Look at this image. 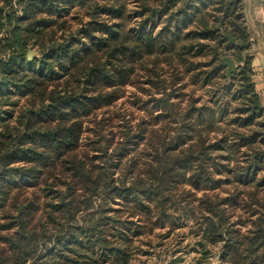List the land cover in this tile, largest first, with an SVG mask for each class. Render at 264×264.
<instances>
[{
	"label": "trees",
	"instance_id": "trees-1",
	"mask_svg": "<svg viewBox=\"0 0 264 264\" xmlns=\"http://www.w3.org/2000/svg\"><path fill=\"white\" fill-rule=\"evenodd\" d=\"M249 48L242 0H0V264H132L189 220L198 264H264ZM141 84L116 142L98 114Z\"/></svg>",
	"mask_w": 264,
	"mask_h": 264
},
{
	"label": "rangeland",
	"instance_id": "rangeland-1",
	"mask_svg": "<svg viewBox=\"0 0 264 264\" xmlns=\"http://www.w3.org/2000/svg\"><path fill=\"white\" fill-rule=\"evenodd\" d=\"M142 73L137 77L140 80H144ZM143 86L146 88H142ZM148 88L147 84L130 85L124 90L123 97L115 102L117 103L115 106L99 112L98 120L104 119L106 123H116V128L113 130V133H116V142L120 139L121 131H123L119 125H123L125 120H129L132 122L131 124L139 123L143 116L144 120H150L147 112L139 109L142 103L152 100L151 93L144 90ZM156 97H159V95ZM153 116H156V113ZM107 133L108 129L104 130L107 137H113L108 136ZM100 137L92 135L93 140L100 139ZM193 226V221L189 220L183 228L175 231L165 239L160 237L166 231L165 229H157L151 235H144L137 240L138 243L141 242L142 244L134 255L132 264H198L197 259L201 257V253L196 241L199 237L192 233ZM220 263L219 248H215L208 260L202 264Z\"/></svg>",
	"mask_w": 264,
	"mask_h": 264
},
{
	"label": "crops",
	"instance_id": "crops-1",
	"mask_svg": "<svg viewBox=\"0 0 264 264\" xmlns=\"http://www.w3.org/2000/svg\"><path fill=\"white\" fill-rule=\"evenodd\" d=\"M249 34L255 89L264 107V0H242Z\"/></svg>",
	"mask_w": 264,
	"mask_h": 264
},
{
	"label": "water",
	"instance_id": "water-1",
	"mask_svg": "<svg viewBox=\"0 0 264 264\" xmlns=\"http://www.w3.org/2000/svg\"><path fill=\"white\" fill-rule=\"evenodd\" d=\"M225 37L231 42V43H235L236 40L234 38H232L230 35H225ZM38 52L35 50L30 49L27 53V58L28 60H32L35 56H37ZM221 63L223 66L226 67L227 69V76L231 77L233 75V73L236 72L237 70V64L235 62V60L231 57V56H224L221 59Z\"/></svg>",
	"mask_w": 264,
	"mask_h": 264
}]
</instances>
